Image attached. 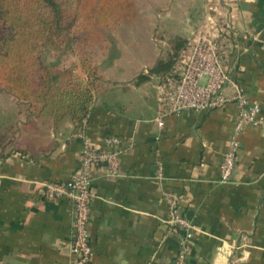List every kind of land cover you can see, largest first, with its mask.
Returning <instances> with one entry per match:
<instances>
[{
	"label": "crops",
	"instance_id": "1",
	"mask_svg": "<svg viewBox=\"0 0 264 264\" xmlns=\"http://www.w3.org/2000/svg\"><path fill=\"white\" fill-rule=\"evenodd\" d=\"M210 1L201 3L198 23ZM230 2L238 37L231 76L264 111V0ZM194 29L182 36L188 40ZM101 75L85 135L93 145L119 136L125 150L119 176L96 171L91 264H174L182 236L169 229L174 202L195 226L189 264H264V127L249 124L239 134L232 178L223 182L220 166L238 120L236 103L168 115L160 125V77L136 85L129 71L115 81ZM3 96L13 105L0 110V264H71L73 204L47 199L43 189L80 170L84 139L75 134L81 124L30 126L18 145L7 138L14 125L5 126L15 118V101Z\"/></svg>",
	"mask_w": 264,
	"mask_h": 264
},
{
	"label": "trees",
	"instance_id": "2",
	"mask_svg": "<svg viewBox=\"0 0 264 264\" xmlns=\"http://www.w3.org/2000/svg\"><path fill=\"white\" fill-rule=\"evenodd\" d=\"M136 12L135 0H0V92L14 98L16 115L26 106V115L41 126L82 124L94 103L95 84L102 78L101 69L91 66L94 48L116 21L137 19ZM170 43L173 51L157 58L134 84L151 76L163 78L172 70L187 41L176 36ZM65 47L79 58L84 73L54 69L46 62V49ZM32 124L23 127L22 140L16 144L24 141V130Z\"/></svg>",
	"mask_w": 264,
	"mask_h": 264
},
{
	"label": "built area",
	"instance_id": "3",
	"mask_svg": "<svg viewBox=\"0 0 264 264\" xmlns=\"http://www.w3.org/2000/svg\"><path fill=\"white\" fill-rule=\"evenodd\" d=\"M234 4L225 0L222 4L206 7L200 25L193 31L186 47L177 57L175 66L158 85L160 125L163 118L172 114L192 110L201 112L224 108L230 103L239 107V116L230 141V148L221 163V181L229 182L238 157L239 134L246 125L264 127V111L260 103L251 101L243 88L232 78L229 64L230 53L237 45L238 37L234 21ZM88 123L86 115L81 131L75 136L84 139L81 150L80 170L66 180L47 182L43 194L47 199L64 197L74 208L71 237V264H91L95 256L89 223L92 201L96 197L93 182L97 178L98 166L104 176H119L120 158L124 153L123 139L106 136L99 145H93L85 135ZM176 200V199H175ZM169 229L182 232L179 251L174 264H189L195 226L183 217L173 204Z\"/></svg>",
	"mask_w": 264,
	"mask_h": 264
},
{
	"label": "rangeland",
	"instance_id": "4",
	"mask_svg": "<svg viewBox=\"0 0 264 264\" xmlns=\"http://www.w3.org/2000/svg\"><path fill=\"white\" fill-rule=\"evenodd\" d=\"M214 1H210L209 5L215 4ZM202 2L203 0H135L138 18H132L131 21L118 20L112 28L106 30V36L94 48L95 58L91 66L99 67L106 79L114 81L124 79L125 71L137 77L146 64L155 63L156 56L167 57L173 51L170 39L180 36L188 42L182 35L188 36L187 28L192 26L196 29L200 25L198 9ZM45 59L54 69L76 68L82 71L79 58L71 54L67 47L61 51L46 49ZM103 79L102 76L97 83H103ZM4 94L6 93L0 92V110L8 111V107L13 104L9 103L12 101L7 100ZM19 109L24 112L21 115L14 114L15 118L5 125H14L11 130H7V138L12 137L15 143L22 140L20 131L29 121L34 128L41 126L39 120H31L26 115V106ZM3 115L6 117L8 114Z\"/></svg>",
	"mask_w": 264,
	"mask_h": 264
}]
</instances>
